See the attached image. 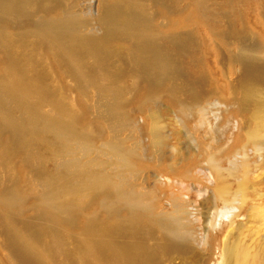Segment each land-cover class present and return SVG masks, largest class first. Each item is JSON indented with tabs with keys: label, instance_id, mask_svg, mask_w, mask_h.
Wrapping results in <instances>:
<instances>
[{
	"label": "rangeland",
	"instance_id": "obj_1",
	"mask_svg": "<svg viewBox=\"0 0 264 264\" xmlns=\"http://www.w3.org/2000/svg\"><path fill=\"white\" fill-rule=\"evenodd\" d=\"M264 255V0H0V264Z\"/></svg>",
	"mask_w": 264,
	"mask_h": 264
},
{
	"label": "bare ground",
	"instance_id": "obj_2",
	"mask_svg": "<svg viewBox=\"0 0 264 264\" xmlns=\"http://www.w3.org/2000/svg\"><path fill=\"white\" fill-rule=\"evenodd\" d=\"M238 264H264V255L247 254L239 259Z\"/></svg>",
	"mask_w": 264,
	"mask_h": 264
}]
</instances>
